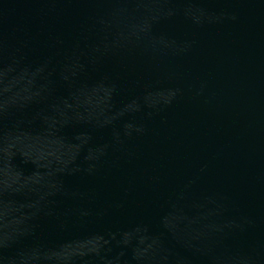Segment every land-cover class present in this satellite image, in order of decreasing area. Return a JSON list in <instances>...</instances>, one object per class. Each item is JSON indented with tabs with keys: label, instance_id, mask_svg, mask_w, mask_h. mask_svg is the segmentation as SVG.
<instances>
[{
	"label": "water",
	"instance_id": "95a60500",
	"mask_svg": "<svg viewBox=\"0 0 264 264\" xmlns=\"http://www.w3.org/2000/svg\"><path fill=\"white\" fill-rule=\"evenodd\" d=\"M264 188V0H0V264H220Z\"/></svg>",
	"mask_w": 264,
	"mask_h": 264
}]
</instances>
